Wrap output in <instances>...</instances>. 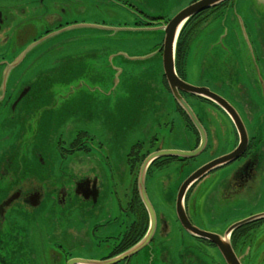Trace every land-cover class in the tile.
I'll list each match as a JSON object with an SVG mask.
<instances>
[{
	"label": "flooded vegetation",
	"instance_id": "flooded-vegetation-1",
	"mask_svg": "<svg viewBox=\"0 0 264 264\" xmlns=\"http://www.w3.org/2000/svg\"><path fill=\"white\" fill-rule=\"evenodd\" d=\"M130 1L0 0V41H6L5 35L13 31L17 37L11 45L5 46L8 49L6 57L2 56L0 60V83L7 66L5 61L13 62L25 53L24 59L10 72L11 78L6 79L0 88V141L11 140L14 144L19 131V126H4L18 91L13 86L42 76L46 68L57 67L59 57L55 54L61 44L83 41L87 37L84 34L64 35L81 30L79 21L89 9L121 5L135 16L134 26L137 28L158 27L173 19L148 16L135 9ZM196 1L199 0H192L186 6ZM236 5L250 12L251 20H256L247 0H228L203 10L183 28L175 60L182 81L188 82L189 64L194 63V57L204 50L202 45L211 40L208 34L201 37L206 27L226 14L240 19ZM218 38L216 43L224 38V34ZM6 43L3 42L4 45ZM163 44L164 34L155 47L162 48ZM215 44H209L208 49ZM40 47L45 49L35 52ZM87 49L72 50V55ZM48 55L53 58L46 62ZM259 57L264 61L262 53ZM204 61V58L199 60ZM153 84L165 93L157 92L159 100L168 107H161L165 109L163 115L167 121L153 131L142 129L134 143H129V140L117 142L115 136L103 132L80 130L68 136L59 135L56 147L52 145V153L46 158L56 155L58 165L52 159L46 160L43 152L36 156L32 149L25 162L21 157L11 162L6 159L7 154L0 155V264H207L208 260L226 264L215 243L197 238L186 230L179 220L177 208L181 188L190 176L236 150L241 144V133L236 122L220 105L178 89L194 114L191 115L178 102L165 72L158 81L153 80ZM199 86L210 89L208 85ZM231 97L221 98L238 112L247 132V145L239 158L210 171L190 186L184 197L190 222L200 230L216 234L218 230L212 228L215 221L201 217L204 204L213 199L215 186L222 183L221 198L233 199L251 187L264 158V129L260 131L262 121L260 117L259 122L253 121L254 114L263 108V104L243 99L244 103L237 108L234 100L241 99L235 95ZM259 97L263 99L261 94ZM149 101L153 99L149 98ZM118 103L107 102L106 107L111 112H114L112 107L122 108L116 113L129 115L130 106ZM96 107L103 114L105 107L102 104H96ZM76 108L77 113L88 110L80 102ZM221 115L229 124L220 122ZM226 128L233 133L234 145L229 148L231 136L224 138L225 154L199 166L194 165L201 154L219 146V130L226 132ZM179 143L188 144V148H178ZM156 152L164 155L148 166L144 177V190L155 211L154 223L143 198L140 174L146 159ZM227 168L232 170L222 181L221 174ZM158 192L164 194L163 198L155 200L154 194ZM151 227H154V233L148 244L132 253L147 240ZM259 229H264V219L238 227L231 237L233 250L242 264H254L255 259L257 264H264V251L259 253L254 246L253 235ZM172 244L175 246L173 250L170 248Z\"/></svg>",
	"mask_w": 264,
	"mask_h": 264
},
{
	"label": "rangeland",
	"instance_id": "rangeland-1",
	"mask_svg": "<svg viewBox=\"0 0 264 264\" xmlns=\"http://www.w3.org/2000/svg\"><path fill=\"white\" fill-rule=\"evenodd\" d=\"M190 1L192 0H131L130 2L135 9L141 10L148 16H162L165 19H171L181 12L180 10L187 8L186 5ZM257 1L247 0V5L254 11L256 20H251V13L242 10L240 6L237 7L236 5L239 15L242 16H240V19L226 14L227 17L214 20L206 27L207 29L201 37L208 34L211 40H209L208 44L202 45L204 50L194 57L192 60H195L194 63L189 64L187 81L195 87L208 85L211 91L221 97L224 96L226 99L235 95L238 99H241V101L234 100V106L237 108H240L242 103H244L243 99H250V102L256 104H263V108L254 114L253 118L254 122H259L260 117V121H262L260 131H262L264 129V61L259 55L261 53L264 55V0H259L260 3ZM184 6L186 7L183 8ZM88 11L83 20L79 21L81 23L78 24V27L81 30L64 35V37H69L84 34L87 37H84L83 41L72 40L69 43L61 44L59 50L56 51L55 56L59 57L57 58L59 60L57 66L63 61H68L67 67L61 68L59 71H57L56 67L46 68L47 71L45 70L46 72L42 76L47 73L50 75L48 78L20 81L13 86L18 89L15 94L16 97L25 83L29 81L40 80L39 84L42 87L55 81L49 87L50 89L47 90V93L43 90L45 94L39 97V101L62 102V104L80 102L84 107L88 108L86 111L82 110L79 113L72 112L69 115H65L64 117L66 118L64 119L63 117H58L63 116L60 112L51 114L50 119L57 122L54 125L55 133L52 135L54 147H56L59 135L65 134L68 136L70 133H77L80 130L89 133L103 132L111 134L112 137L115 136L117 142L129 140V143H134L138 138L136 135H139L142 129L146 128L149 131H153L160 124H164L167 121V118H164L163 115L165 109L162 108L168 107L159 100L160 95L157 93H164V91L153 84V80L158 81L159 76L163 75L161 54L152 58H145L144 61L137 59L143 55H151L156 50H159L160 48L155 47V44L160 42L161 38L163 39V33L136 32L135 30L139 28L134 26L135 16L121 5H101L99 8L89 9ZM15 33L13 31L6 34L7 40L0 41V60L2 56L6 57L8 47L5 46L11 45L13 41H16ZM222 34H224V38H221V41L216 43L218 42V37ZM3 42L7 43L4 45ZM209 44L215 45L208 49L207 46ZM45 47H40L35 52L40 53ZM80 48L88 49L72 55V50ZM66 51L68 53L63 55ZM132 56H136V59H130V57L133 58ZM45 58L46 62H48L53 56L48 55ZM203 58L205 61L203 63L199 62ZM15 61H5L7 66L3 72V82L1 80L0 88L4 85L6 79L11 78L10 72ZM113 65L116 68L124 67V72L119 78L121 85L128 82L129 87H124L122 93L120 94V91H118L116 95L124 97L118 104L130 106L129 115L123 112H111L106 107L105 95H109V93L105 87L113 86V82L118 77ZM142 82L151 84L146 86V84H141ZM148 93L151 94L149 97L153 101H147ZM260 94L263 99L259 97ZM98 103L105 107L103 114H100L96 107ZM94 113L99 114L95 116L93 115ZM221 117L220 122L222 124L225 122L229 124L226 117L222 115ZM107 121L111 125L108 126ZM218 134L219 146L201 154L196 159L197 161L193 162L194 165L199 166L205 161H210L212 158L225 154L226 151L223 147L224 138L229 139L231 136L229 148L234 145L233 133H231L230 129H227L226 132L219 130ZM1 136L2 134L0 133V138ZM12 146L11 140L9 142L0 141V155L7 154ZM177 146L178 148H188V144L183 143H179ZM50 159L56 164V155L47 158V160ZM231 170V168L224 169L223 174H221L222 181ZM258 174L251 187L233 196V199L221 198L220 189L222 183L215 186L212 194L213 199L210 198V202L204 204L201 217L205 220L213 219L215 221V225L212 228L214 227L218 230V235L224 236L229 228L236 223L264 214V158ZM163 195L158 192L154 194V199H162ZM223 232L225 233L223 234ZM253 236L255 249H258L259 253L264 251V229L255 231ZM170 248L173 250L175 246L172 244ZM193 252L198 254L195 250ZM171 262H175L174 258L172 261V256ZM211 263L213 262L207 261V264ZM254 264H257L256 259Z\"/></svg>",
	"mask_w": 264,
	"mask_h": 264
},
{
	"label": "water",
	"instance_id": "water-1",
	"mask_svg": "<svg viewBox=\"0 0 264 264\" xmlns=\"http://www.w3.org/2000/svg\"><path fill=\"white\" fill-rule=\"evenodd\" d=\"M228 0H199L191 5L187 6V8L181 10L176 16L173 17L171 22L168 24H162L158 27H150V28H144L140 27L139 29L135 30L136 32H162L164 34V44L162 48L159 50H156V52L152 53L151 55H143L140 58H137L139 60L144 61L146 58H152L157 55L162 54L161 59L163 61V72H165V76L167 79V82L170 84V87L173 91V93L176 95V98L178 102L188 110V112L194 116V114L191 112V109L189 108L188 104L185 103V101L181 98L180 94L178 93V89L183 90L184 92H189L193 95H198L201 97H204L206 99L211 100L212 102H215L217 105H220L226 112L230 114L233 121L236 122V125L238 127L239 133H241V144L238 146L236 150L231 152L230 155L220 157V159L215 160L213 162H210V164L205 165L204 167L200 168L199 171H197L195 174L190 176L189 180L184 184V186L181 188L179 194V203H178V216L179 220L182 221L184 227L187 231L190 232V234L196 236L200 239H205L208 241H211L212 243H215L218 247L219 251L222 254V257L226 264H242V262L239 260L236 251L233 250L232 246V240L231 237L234 233V231L238 228L243 226L246 223H250L255 221L256 219H264V215H261L255 219H249L245 220L244 222H239L234 224V226H231L229 230L224 234V236L218 235L216 233H210L205 230H200L196 226H194L187 216V211L185 210L184 206V197L185 194L188 192L189 187L192 186L195 182L199 181L203 176L210 173L215 168L220 167L223 164H228L233 160H236L241 156V153L243 149L245 148V145H247V132L245 130L243 122H241V119L238 115V112L235 111V109L232 107V105L225 101L223 98H221L218 94L216 95L214 92L210 91L208 88H201V87H195L188 82H184L180 79L178 75V71L176 70V54H177V46L179 42V38L182 34L183 28L187 25V23L192 20V17L195 15L203 12V10L213 8L214 6H218L223 4ZM259 2V0L257 1ZM260 3V2H259ZM25 53L22 54V56H19V58L13 63L12 68H14L15 65L19 64L24 59ZM84 56V55H83ZM130 59H136V56H132ZM129 59V60H130ZM67 62H62L59 66L56 67L59 71L61 68H65L68 65ZM114 66V65H113ZM114 70L118 74V77L116 78L115 82H113V86L111 87H105L109 93V95H105V103L107 102H120L123 99V96L116 95L118 91H120V94L122 93V90L128 86V82H125L121 85V81L119 76L124 72V67L116 68L114 66ZM50 75L45 74L44 76H38L35 77L37 79L42 78H48ZM55 81L47 84L45 87H42L39 83L40 80L37 81H29L28 83H25V85L21 88L20 92L15 97V103L13 104V107L11 109V112L7 119H5L6 127L14 128L16 126H19V131L17 134V138L12 146V148L7 152L6 159L8 158L11 162H15L18 160V157L23 158V162H25L28 158L29 152L32 149L33 152H35L36 156L43 152L45 155V158L51 154V147L53 145L52 141V135L55 133L54 125L57 123L56 121L51 120V114L53 113H62L63 116L58 117H64L65 115H69L72 112L77 113L76 104H62V102H43L39 101V97L43 96L45 92L47 93L49 87H51L54 84ZM125 84V85H124ZM142 84H146V86H149L151 83L148 82H142ZM123 86V88H121ZM121 88V90H120ZM45 92H44V91ZM151 94L148 93L147 101H149V96ZM99 104V103H98ZM100 105V104H99ZM109 110V108H108ZM112 110L114 112H118L119 110H122V108H114L112 107ZM111 111V110H110ZM54 117V118H58ZM129 121V118H128ZM105 124V123H104ZM107 125H111L109 121H107ZM164 155V153H157L150 155L145 163L142 166L141 174H140V187L143 192V198L144 201H146L149 210L151 211L153 222L155 218V211H153L152 205L148 201V198L146 196V192L144 190L145 188V175L146 171L148 170V166L153 163L158 157ZM47 160V158H46ZM155 223V222H154ZM153 226V225H152ZM154 227H151L149 230V236L147 240L143 241L139 247L134 249L132 253L138 252L142 247L148 244L150 237L152 236Z\"/></svg>",
	"mask_w": 264,
	"mask_h": 264
}]
</instances>
